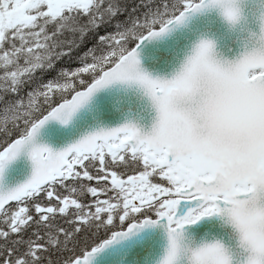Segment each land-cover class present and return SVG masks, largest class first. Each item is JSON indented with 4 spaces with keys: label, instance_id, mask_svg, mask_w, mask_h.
Instances as JSON below:
<instances>
[{
    "label": "water",
    "instance_id": "obj_1",
    "mask_svg": "<svg viewBox=\"0 0 264 264\" xmlns=\"http://www.w3.org/2000/svg\"><path fill=\"white\" fill-rule=\"evenodd\" d=\"M252 36L264 37V0H201L150 32L0 152V212L60 179L73 153L92 154L99 142L127 135L133 152L144 145L168 164L192 166L180 193L199 196L177 202L174 213L208 202L211 211L175 227L174 213L133 223L68 264H174L158 241H189L192 257L264 264V72L249 77L264 70V43L252 45ZM118 88L141 93L142 107L93 96Z\"/></svg>",
    "mask_w": 264,
    "mask_h": 264
},
{
    "label": "trees",
    "instance_id": "obj_2",
    "mask_svg": "<svg viewBox=\"0 0 264 264\" xmlns=\"http://www.w3.org/2000/svg\"><path fill=\"white\" fill-rule=\"evenodd\" d=\"M196 1L94 0L86 7L59 8L55 4L47 16L22 22L25 30L11 48L0 52V58L16 53L18 60L17 65L0 64V151L54 105L95 80L141 36ZM89 65L95 67L86 68ZM87 160L84 171L64 181L57 193L79 202L76 212H48L55 201L46 187L0 214V264H66L109 237V213H96L91 191L92 180L102 177L104 170L97 165L92 169ZM21 208L26 220L19 222Z\"/></svg>",
    "mask_w": 264,
    "mask_h": 264
},
{
    "label": "flooded vegetation",
    "instance_id": "obj_3",
    "mask_svg": "<svg viewBox=\"0 0 264 264\" xmlns=\"http://www.w3.org/2000/svg\"><path fill=\"white\" fill-rule=\"evenodd\" d=\"M110 146L112 147L111 151L108 150V147ZM106 148L116 161V165L114 166L116 173L113 175V177H117V183L124 185L122 188H118L117 185H114L115 190L119 194L126 195L123 197V200H126L128 197H130V194L132 193L137 195L139 198V202H134L136 206L134 207V215L136 214V217L143 215L142 210L147 207V204H152L153 202L160 203L162 206L161 212H171V207L177 197L175 192L178 188L184 186L189 180V173L191 170H184L183 166L179 164L164 169H159L155 164L158 161V157L149 152H144L143 150H139L137 154L132 156L130 155L128 148L124 145H121L120 142L110 143L106 146ZM122 152H124V154ZM145 166H149L151 168V175L155 176V178L152 180L155 179L162 183V187H158L154 193H150L148 179L144 177L146 175V173H144ZM170 168H175L176 170H172V172H165ZM172 180L176 182V189L172 193L173 198L166 199V192L169 190ZM132 184H135L134 187H132ZM129 190L131 193H128ZM148 193L153 197V200L148 198ZM158 194L160 195L157 198L154 197ZM208 209V206H206L204 209L191 215V219L199 214L207 212Z\"/></svg>",
    "mask_w": 264,
    "mask_h": 264
},
{
    "label": "bare ground",
    "instance_id": "obj_4",
    "mask_svg": "<svg viewBox=\"0 0 264 264\" xmlns=\"http://www.w3.org/2000/svg\"><path fill=\"white\" fill-rule=\"evenodd\" d=\"M258 43H264V37L263 36H252L251 44L255 45ZM103 72L105 71H101L95 80H93L91 83H89L84 88L73 92L68 99L63 100V101L69 100L76 93L87 90L91 85H93L94 83H96L98 80L101 79V75ZM201 87L205 91L210 89L207 86L201 85ZM99 94H100L99 91H96L93 93V96H97V99L105 105H112V106L123 105V106H130L132 108L140 109L142 107V101H144L143 95L141 93L137 92L136 94L131 91L124 92L120 88L116 90H107V91L102 92L100 95ZM222 243L223 242L217 243L214 246L213 250L218 249V246ZM158 244H159L160 251L164 254H167L169 258L172 259L171 263H174V264H183L182 262L179 261L180 259H183V258L188 259V264H212L213 262L215 264H228L227 261L223 259L211 257L209 255H206L203 252L199 253L198 255L195 254L192 257V243H190L189 241H179L173 245H165L161 241H158ZM184 249H188L189 253L184 254L183 252ZM202 249L203 247H200V250Z\"/></svg>",
    "mask_w": 264,
    "mask_h": 264
},
{
    "label": "rangeland",
    "instance_id": "obj_5",
    "mask_svg": "<svg viewBox=\"0 0 264 264\" xmlns=\"http://www.w3.org/2000/svg\"><path fill=\"white\" fill-rule=\"evenodd\" d=\"M92 0H0V10H4V29L15 27V31H22L20 21L26 18L25 12L30 11L32 13L41 12V15L48 13L55 4L74 3L79 5H89ZM0 25H3V20L0 15ZM147 157V156H146ZM119 185V184H118ZM135 184H132L134 187ZM124 185H119L122 188ZM169 189L166 194H169ZM128 193H131L129 190ZM155 195L154 197H158ZM132 199L137 197L131 194ZM19 222L24 220V212L19 213L16 218Z\"/></svg>",
    "mask_w": 264,
    "mask_h": 264
}]
</instances>
